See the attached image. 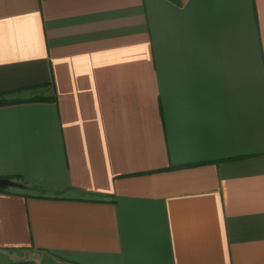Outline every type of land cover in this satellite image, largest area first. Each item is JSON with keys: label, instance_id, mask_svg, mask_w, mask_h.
<instances>
[{"label": "crops", "instance_id": "1", "mask_svg": "<svg viewBox=\"0 0 264 264\" xmlns=\"http://www.w3.org/2000/svg\"><path fill=\"white\" fill-rule=\"evenodd\" d=\"M0 93L7 264H264V0H0Z\"/></svg>", "mask_w": 264, "mask_h": 264}, {"label": "water", "instance_id": "2", "mask_svg": "<svg viewBox=\"0 0 264 264\" xmlns=\"http://www.w3.org/2000/svg\"><path fill=\"white\" fill-rule=\"evenodd\" d=\"M24 184L10 179L8 177H0V189H8V188H23Z\"/></svg>", "mask_w": 264, "mask_h": 264}, {"label": "trees", "instance_id": "3", "mask_svg": "<svg viewBox=\"0 0 264 264\" xmlns=\"http://www.w3.org/2000/svg\"><path fill=\"white\" fill-rule=\"evenodd\" d=\"M4 94L5 93H0V105L14 102V101L5 99ZM8 178L13 179V180H17V179H15V177H8ZM23 184L25 186V183H23ZM0 191L3 192V191H6V189H0Z\"/></svg>", "mask_w": 264, "mask_h": 264}, {"label": "rangeland", "instance_id": "4", "mask_svg": "<svg viewBox=\"0 0 264 264\" xmlns=\"http://www.w3.org/2000/svg\"><path fill=\"white\" fill-rule=\"evenodd\" d=\"M47 256H52L46 253ZM7 256L8 254H6V252L4 251H0V264H7Z\"/></svg>", "mask_w": 264, "mask_h": 264}]
</instances>
